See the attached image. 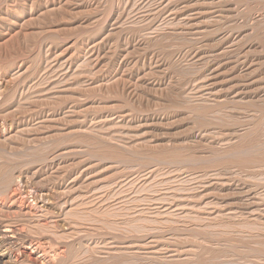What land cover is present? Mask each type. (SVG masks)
I'll use <instances>...</instances> for the list:
<instances>
[{"label":"rangeland","instance_id":"rangeland-1","mask_svg":"<svg viewBox=\"0 0 264 264\" xmlns=\"http://www.w3.org/2000/svg\"><path fill=\"white\" fill-rule=\"evenodd\" d=\"M0 94V227L20 264L83 242L84 264L139 245L161 264H264V0H0ZM221 209L255 215L190 223Z\"/></svg>","mask_w":264,"mask_h":264},{"label":"bare ground","instance_id":"bare-ground-1","mask_svg":"<svg viewBox=\"0 0 264 264\" xmlns=\"http://www.w3.org/2000/svg\"><path fill=\"white\" fill-rule=\"evenodd\" d=\"M143 2H144V1H143ZM167 4H168V3H167ZM169 5H170V3H169ZM168 7H169V6H168ZM168 7H165V9L168 8ZM159 10H160V9H159ZM161 11H162V10H161ZM166 11H167V10H165L164 12H166ZM168 11H170V10H168ZM155 12H157V11H155ZM153 13H154V12H153ZM169 14H170V13H169ZM172 14H173V13H172ZM179 25H180V24H179ZM184 25H186V24H184ZM180 26H181V25H180ZM190 31H191V30H190ZM14 77H15V76H14ZM43 77H44V76H43ZM47 79H48V78H47ZM45 81H46V80H45ZM51 81H52V80H51ZM46 83H47V81H46ZM41 84H42V83H41ZM52 84H53V83H52ZM57 84H59V83H57ZM44 85H45V83H44ZM35 86H37V85H35ZM39 86H40V85H39ZM55 86H56V85H55ZM55 86H54V88L56 89ZM26 88H28V87H26ZM36 88H38V87H36ZM30 89L32 90L33 87H32V88L30 87ZM34 89H35V88H34ZM34 89H33V91H34ZM38 89H39V88H38ZM51 89H53V87H51L50 90H51ZM19 90H20V89H19ZM28 90H29V89H28ZM21 91H22V90H21ZM26 91H27V89L25 90V92H26ZM47 91H48V89H47ZM52 91H53V90H52ZM22 92H23V91H22ZM30 92H32V91H29V93H30ZM48 93H49V92H48ZM0 95H1V94H0ZM9 95H11V94H9ZM201 95H202V94H201ZM201 95H200V96H201ZM208 95H209V94H208ZM212 96H213V95H212ZM19 97H20V96H19ZM203 97H204V96H203ZM203 97H202V98H203ZM55 98H56V97H55ZM212 98H213V97H212ZM7 99H8V98H7ZM7 99H4V100L8 101ZM207 99H209V98L207 97ZM210 99H211V98H210ZM200 100H202L201 97H200ZM203 100L205 101V99H203ZM6 101H5V102H6ZM206 101H210V100H206ZM6 105H7V104H6ZM209 106H210V105H209ZM213 106H214V105H213ZM209 112H210V111H209ZM9 113H10V111H9ZM5 114L7 115V113H5ZM10 114H11V113H10ZM207 114H208V113H207ZM208 116H209V115H208ZM3 118H4V117H3ZM208 120H209V119H208ZM208 120H206V121H208ZM212 121H213V120H212ZM209 122H211V121H209ZM11 128H12V127H11ZM12 129H13V128H12ZM235 133H236V132H235ZM211 134H212V133H211ZM238 134H239V136H240V133H238ZM238 134H237V135H238ZM214 135H215V134H214ZM219 135H220V134H219ZM219 135H218V136H219ZM239 136H236V135H235L236 138L239 137ZM236 138H235V139H236ZM233 139H234V137H232L231 139H229V140H228L229 142H228L227 140H226V141H227L229 144H231L230 141L233 140ZM237 139H239V138H237ZM232 142H234V141H232ZM234 143H235V142H234ZM225 144H226V143H225ZM9 151H11V150H9ZM257 151H258V150H257ZM235 153H236V152H235ZM235 153H234V154H235ZM238 153H239V152H238ZM23 154H24V153H23ZM234 154H233V155H234ZM238 155H239V154H238ZM244 155H245V154H244ZM230 156H231V154H230ZM235 156H236V155H235ZM225 157H228V155L225 156ZM231 157H232V156H231ZM240 157H242L241 154H240ZM243 157L245 158V156H243ZM243 157L241 158V159H242L241 161L245 160V159H243ZM246 157H247V153H246ZM232 158L234 159V157H232ZM232 158H231V159H232ZM231 159H230V160H231ZM235 159H236V158H235ZM235 159H234V160H235ZM220 160H221V159H220ZM234 160H232L233 163H235V162H236V163L238 162V164L242 163V162L239 163V161H240L239 159H238L239 161L236 160L235 162H234ZM197 161H198V160H197ZM221 161H222V160H221ZM215 163H216V162H215ZM217 163H222V162H217ZM224 163H225V164H228V162H224ZM224 163H223L222 165H224ZM243 163H244V161H243ZM189 164H190V163H189ZM48 166H49V165H48ZM261 171H262V170H261ZM37 172H38V171H37ZM20 173H21V172H20ZM33 173H34V172H33ZM263 173H264V172H262V174H263ZM38 174H39V173H38ZM213 174H215V173H213ZM35 175H36V174H35ZM60 175H61V174H60ZM183 175H184V174H183ZM203 176H204V175H203ZM212 176H213V175H212ZM210 177H211V176H210ZM56 178H57V176H56ZM211 178H212V177H211ZM53 179H54V178H53ZM175 179H176V178H175ZM29 180H30V179H29ZM31 180H32V179H31ZM46 180H47V178H46ZM51 180H52V179H51ZM54 180H55V179H54ZM176 180H178V179H176ZM187 180H188V179H187ZM190 180L192 181V179H190ZM193 180H195V179H193ZM201 180H202V179H201ZM210 180H211V179H210ZM183 181H186V179L183 180ZM188 181H189V180H188ZM189 182H190V181H189ZM198 182H199V181H198ZM203 182H205V181H203ZM203 182H202V183H203ZM186 183H187V182H186ZM191 183L194 184L193 182H191ZM191 183H189V184H191ZM195 183H196V182H195ZM195 185H197V184H194V186H195ZM244 185H246V184H244ZM249 186H250V185H249ZM255 186H257V185H255ZM263 186H264V185H263ZM9 187H10V186H9ZM196 187H197V186H196ZM23 188H24V187H23ZM254 188H256V187H254ZM194 189H195V188H194ZM196 189H197V188H196ZM263 189H264V188H262L261 190L263 191ZM13 190H14V189H13ZM174 190H175V189H174ZM178 190H179V189H178ZM180 190H181V189H180ZM192 190H193V189H192ZM192 190H191V191H192ZM252 190H253V191H252ZM252 190H246V192H248V194H247V193L245 194V195H246L245 198H248L247 201H248L251 205L254 206L256 202L254 201V202H255V203H254V202H251V201H252V200H255V199L257 198V197H255V196H257L258 193H257V192H254L255 189H253V187H252ZM256 190H257V188H256ZM256 190H255V191H256ZM171 191H172V190H171ZM171 191H170V192H171ZM183 191H184V190H183ZM188 191H189V190H188ZM257 191L259 192L260 190H257ZM262 191H261V192H262ZM8 192H10V191H8ZM172 192H173V191H172ZM253 192H254V193H253ZM176 193L179 194V192H176ZM259 193H260V192H259ZM12 194H13V193H12ZM30 194H31V193H30ZM178 194H177V195H178ZM186 194H187V193H186ZM261 194H262V193H260V195H261ZM20 195H21V194H19V196H20ZM120 195H121V194H120ZM171 195H172V194H171ZM174 195H175V194H174ZM263 195H264V194H263ZM108 196H109V195H108ZM204 196H205V195H204ZM261 196H262V195H261ZM261 196L259 197V195H258L259 198H263V200H264V197H263V196L261 197ZM21 197H24V196H21ZM201 197H202V196H201ZM254 197H255V198H254ZM17 198H18V197H17ZM33 198H34V197H33ZM121 198H124V197H121ZM135 198H136V197H135ZM174 198L180 200L181 197L178 198V197H175V196H174ZM259 198H258V199H259ZM184 199H186V198H184ZM187 199H188V198H187ZM187 199H186V200H187ZM200 199H201V198H200ZM35 200H36V199H35ZM35 200H34V201H35ZM181 200H182V199H181ZM202 200H203V199H202ZM256 200H257V199H256ZM261 200H262V199H261ZM261 200H260V201H261ZM15 201H16V200H15ZM19 201L21 202L20 199H19ZM39 201H40V200H39ZM102 201H103V200H102ZM111 201H112V200H111ZM135 201H136V200H135ZM135 201H134V202H135ZM190 201H191V198H190ZM190 201H189V202H190ZM194 201H195V200H194ZM16 202H17V201H16ZM25 202H26V201H25ZM37 202H38V201H37ZM106 202H107V201H106ZM189 202H188V203H189ZM197 202H198V201H197ZM199 202H200V201H199ZM248 202H247V203H248ZM261 202L264 204L263 201H261ZM101 203H102V202H101ZM103 203H104V202H103ZM129 203H130V202H129ZM149 203H150V202H149ZM173 203H174V202H173ZM173 203H172V204H173ZM245 203H246V202H245ZM245 203L242 202V204H241V205L243 206V208H244L245 206L248 207V205H249V204L243 205V204H245ZM258 203H259V202H258ZM258 203H257V204H258ZM141 204H142V203H141ZM143 204H144V203H143ZM146 204H147V203H146ZM172 204H171V205H172ZM259 204H260V203H259ZM26 205H27V204H26ZM125 205H126V204H125ZM149 205H150V204H149ZM161 205H162V204H161ZM169 205H170V204H169ZM176 205H177V204H176ZM209 205H210V204H209ZM157 206H158V205H157ZM242 206H241V207H242ZM42 207H43V206H42ZM168 207H169V206H168ZM179 207H180V206H179ZM179 207H177V208H179ZM182 207H183V206H182ZM184 207H185V206H184ZM189 207H190V206H189ZM189 207H187V209H188ZM207 207H208V203H207L206 209H207ZM241 207H239V208H241ZM247 207H246V208H247ZM254 207H255V206H254ZM256 207H257V206H256ZM256 207H255V209H256ZM26 208H27V207H26ZM134 208H135V207H134ZM150 208H151V206H150ZM161 208H162V207H161ZM164 208H165V207H164ZM166 208H167V207H166ZM173 208H174V207H173ZM190 208H191V207H190ZM194 208H195V207H194ZM197 208H199V207L197 206ZM208 208H209V207H208ZM29 209H30V208H29ZM135 209H136V208H135ZM151 209H152V208H151ZM157 209H158V208H157ZM175 209H176V208H175ZM191 209H192V208H191ZM191 209H188V210H191ZM204 209H205V208H204ZM247 209H248V208H247ZM250 209H251V208H250ZM250 209H249V210H250ZM258 209H259V208H258ZM128 210H129V209H128ZM132 210H133V208H132ZM144 210H145V209H144ZM148 210H149V208H148ZM155 210H156V209H155ZM164 210H165V209H164ZM164 210H163V211H164ZM172 210H174V209H172ZM176 210H177V209H176ZM179 210L181 211L182 209H179ZM194 210H195V209H194ZM194 210H193V211H194ZM196 210H197V209H196ZM199 210H200V209H199ZM207 210H208V209H207ZM207 210H206L205 212H207ZM211 210H212V208L209 209V211H211ZM215 210H216V209H215ZM223 210H224V209H223ZM234 210H235V209H234ZM236 210H237V209H236ZM236 210H235V211H236ZM20 211H23V209L21 208ZM30 211H31V209H30ZM30 211H29V212H30ZM142 211H143V210H142ZM153 211H154V210H153ZM174 211H175V210H174ZM180 211H179V212H180ZM186 211H187V210H186ZM221 211H222V209H221ZM230 211H233V210L230 209ZM246 211H248V210H246V209H239V210L236 211V212H233V213L230 212V214H228L226 211H225V212L222 211V213H221V212L218 213V212L214 211V212H215V213H214L215 215H214V214H211L212 212H210V214H205L203 217H201V216L198 215V214L195 215L194 217H192V218L195 219V220L193 219V220H194L193 222H190V221H191L190 219H192V218H188V219H189V222H190V223H194L195 221L199 220L200 222L197 221L198 224H199V223H201V221H202V222H203V221H209V222H210V221H211V222L214 221V222H215V220H223V219H225V220L229 219V221H230V220H233V221H234L236 218H240V220H241V218H242L243 221H244L245 218H249V217H251L252 215H255V214H248ZM259 211H260V210H259ZM263 211H264V210H263ZM263 211H260V212L263 213ZM130 212H132V211H130ZM156 212H157V210H156ZM166 212L168 213V214H166V215H169V214H170L169 212H171V210L166 211ZM166 212H165V213H166ZM176 212H177V211H176ZM176 212H175V213H176ZM187 212H189V211H187ZM197 212H198V210H197ZM197 212H196V213H197ZM199 212H200V211H199ZM30 213H31V212H30ZM135 213H137V212H135ZM148 213H149V212H148ZM148 213H147V214H148ZM185 213H186V212H185ZM185 213H184V214L182 213L180 216H179V214H178V216H177L178 219H182L181 216H182V215L185 216ZM223 213H227V214H223ZM249 213H251V211H249ZM253 213H256V212L254 211ZM261 213H260V215H257V216H261V217L263 216V217H264V215H261ZM36 214H37V213H36ZM138 214H139V213H138ZM138 214H137V216H136V215H135V216L138 217V216H139ZM149 214H151V212H150ZM188 214L190 215L191 213L189 212ZM199 214H201V213H199ZM238 214H240V217H239ZM152 215H153V212H152ZM173 215H174V213H173ZM186 215H187V213H186ZM192 215H193V214H192ZM192 215H191V216H192ZM201 215H202V214H201ZM237 215H238V216H237ZM245 215H246L247 217H244ZM47 216H48V215H47ZM149 216H151V215H149ZM174 216H176V215H174ZM184 216H183V217H184ZM191 216H187V217H191ZM211 216H212V217H211ZM214 216H215V217H214ZM130 217H131V216H130ZM177 217H176V218H177ZM179 217H180V218H179ZM187 217H186V219H187ZM252 217H253V216H252ZM252 217H251V220H252ZM255 217H256V216H255ZM261 217H260V218H261ZM140 218H141V217H140ZM157 218H158V217H157ZM161 218H162V217H161ZM184 218H185V217H184ZM184 218H183V219H184ZM260 218H259V219H260ZM153 219H154V218H153ZM158 219H160V217H159ZM165 219H166V218H165ZM171 219H172V218H171ZM171 219H170V220H171ZM183 219H182V220H183ZM188 219H187V220H183V222L186 221L185 223L187 224ZM249 219H250V218H249ZM254 219H255V218H254ZM254 219H253V220H254ZM136 220H137V219H136ZM140 220H141V219H140ZM140 220H139V221H140ZM154 220H155V219H154ZM154 220H153V221H154ZM166 220H167V219H166ZM166 220H165V222H164V221H162V220L160 219V222H164L163 224H166V222L168 221V220H167V221H166ZM170 220H169V221H170ZM173 220H174V219H173ZM173 220H172V221H173ZM246 220H248V219H246ZM256 220H258V218H256L254 221H256ZM137 221H138V220H137ZM137 221H136V222H137ZM143 221L146 222L144 219H143ZM143 221H141V223H142ZM153 221H152V222H153ZM158 221H159V220H158ZM229 221H227V223H228ZM235 221H236V220H235ZM258 221H259V220H258ZM131 222H132V224H134L133 222H135V220L132 219ZM148 222H149V221H148ZM156 222H157V219H156ZM174 222H175V221H174ZM219 222H220V221H219ZM221 222H222V221H221ZM221 222H220V223H221ZM249 222H250V221H249ZM150 223H151V221H150ZM170 223H171V221H170ZM170 223H169V224H170ZM175 223H176V222H175ZM227 223H226V224H227ZM229 223H230V222H229ZM70 224H71V223H70ZM135 224H136V223H135ZM135 224H134V225H135ZM139 224H140V223H139ZM152 224H153V223H152ZM158 224H160V223L158 222ZM172 224H174V223H172ZM172 224H171V225H172ZM196 224H197V223H196ZM204 224H205V222H204ZM215 224H216V223H215ZM217 224H218V222H217ZM221 224H222V223H221ZM65 225H66V224H65ZM134 225H133L132 227H135ZM153 225H154V224H153ZM202 225H203V224H202ZM202 225H200V226H202ZM210 225H211V223H210ZM36 226H37V225H36ZM40 226H41V228H42L43 225H40ZM163 226H164V225H163ZM173 226H174V225H173ZM211 226H214V225H211ZM219 226H220V225H219ZM219 226H217V227H219ZM45 227H47L49 230H50V229L53 230L52 233H53L54 236H56V237H61V238H64V239L73 238L75 235H77V237H78V232L81 231V230H79V229H77V228H71V227H70V228H69V232H67V230H68L67 228L62 229L63 227L60 226V225L57 224V223H53V224L48 225V226H45ZM45 227H44V228H45ZM74 227H75V226H74ZM77 227H78V226H77ZM79 227L81 228V226H79ZM167 227H168V226H167ZM220 227H222V226H220ZM36 228H37V227H36ZM82 228H83V227H82ZM172 228H173V227H172ZM204 228H206V227L204 226ZM138 229H139L138 232H140V231L143 230L144 228H141V227H140V228H138ZM153 229H155V228H153ZM153 229L151 228L152 231H153ZM173 229H175V227H174ZM222 229H224V227H223ZM228 229H229V228H228ZM158 230H159V229H158ZM229 230H231V229H229ZM37 231H39V230L37 229ZM44 231H45V230H44ZM82 231H83V230H82ZM174 231H175V230H174ZM174 231H173V232H174ZM39 232H40V231H39ZM84 232H85V231H84ZM84 232H83V233H84ZM149 232H150V230H149ZM153 232H154V231H153ZM155 232H156V230H155ZM155 232H154V233H155ZM159 232H160V231H159ZM71 233H72V234H71ZM157 233H158V232H157ZM161 233H162V232H161ZM161 233H160V234H161ZM169 233H171V232H169ZM179 233H180V232H179ZM37 234H38V233H37ZM39 234H40V233H39ZM69 234H70V235H69ZM87 234H88V233H87ZM227 234H228V233H227ZM83 235H84V234H83ZM89 235H90V233H89ZM151 235H152V234H151ZM174 235H175V234H174ZM213 235H214V236H218V235L212 234V235H211L212 238H213ZM219 235H220V234H219ZM29 236H30V235H29ZM146 236H147V235H146ZM163 236H164V235H163ZM171 236H172V235H171ZM178 236H179V235H178ZM32 237H33V236H32ZM88 237H89V236H88ZM157 237H158V236H157ZM209 237H210V236H209ZM83 238H85V237H83ZM151 238H154V236L151 237ZM158 238H160V237H158ZM162 238H163V237H162ZM170 238H171V237H170ZM172 238H173V237H172ZM15 239H16V238H15ZM38 239H39V238H38ZM77 239L79 240V238H77ZM77 239H76V240H77ZM89 239H90V237H89ZM145 239H147V238L145 237ZM154 239H155V238H154ZM160 239H161V238H160ZM176 239H177V238H176ZM11 240H13V239H10V238L6 237L5 234H4V235L1 234V227H0V263H1L2 261H4L5 258L3 259V256L6 255V258H9V259L11 260V263H12V264H20V263H21V261H20V260H21V259H20V255L22 254L23 251L21 250L22 252H20V251L17 249V250H18V251L16 250L17 252L15 251V253H12L11 250H10V251H7V249H5V248L3 247L5 244H8V243L10 244V243H11ZM83 240H84V239H83ZM86 240H88V239H86ZM86 240H85V241H86ZM152 240H153V239H152ZM161 240H162V239H161ZM161 240H160V241H161ZM172 240H173V239H172ZM177 240H178V239H177ZM210 240H211V239H209V241H210ZM13 241H14V240H13ZM81 241H82V240H81ZM90 241H91V240H90ZM164 241H165V240H163V243H164ZM211 241H213V239H212ZM16 242H17V240H16ZM22 242H23V241H22ZM33 242H34V241H33ZM79 242H80V241H79ZM82 242H83V241H82ZM82 242H81V243H82ZM141 242L143 243V241H141ZM170 242H171V241H170ZM173 242L176 243L175 239H174ZM206 242H207V241H206ZM83 243H84V242H83ZM83 243H82L81 246H80L82 249L79 248V249H78L79 251H78V252H75V253H74V252H70V250H69L68 248L64 250V249H63L64 246H62V245L60 244V245L57 247V249H56L57 252H58V253L56 254V255H57V258H58V259L56 258V259L58 260V261L56 262V264H68L69 262H70V263H73V264H74V263H75V264H84L88 259H91V260H92L91 254H93L95 250H92V251H91V250H90L88 247H86V245L83 244ZM93 243H95V242H93ZM139 243H140V242H139ZM142 243H141V244H142ZM157 243H160V242H157ZM157 243H156V246H157ZM165 243H166V242H165ZM175 243H174V244H175ZM100 244H101V242H100ZM148 244H149V243H148ZM148 244H147V245H148ZM152 244H153V243H152ZM201 244H203V243H201ZM44 245H45V244H44ZM44 245L41 243V241H37V240H36V242H34V243L29 242V246H31V248H32L34 251L39 252V253L41 254L43 260L45 261V260H46L45 256H46V254H47V252H46L47 249H45V246H44ZM98 245H99V244H98ZM138 245H139V244H138ZM175 245H176V247H177V244H175ZM175 245H173V247H174ZM198 245H200V244H198ZM90 246H91V244H90ZM95 246H96V245H95ZM144 246H145V244L143 245V247H144ZM156 246H155V247H156ZM78 247H79V246H78ZM78 247H77V248H78ZM135 247H136V246H134V247H133V246H132V247L130 246V247H128V248L125 249V251L128 250V249H129V250L136 249V252H138V253H134V254H133V253H130V254H132V255H130V257H128V259L125 260V262H126L127 264H135V263H137V264H161V262L159 263V261L157 260V259H158V255L156 254L157 249H159L160 247L157 248V249H155L156 251H154V252H152L153 250L151 251V249L146 248L147 246L144 247V248H142L141 245H139V246L136 247V248H135ZM148 247H151V246H148ZM161 247H162V245H161ZM171 247H172V246H171ZM171 247H170V249H172ZM193 247H195V246H193ZM199 247H201V246H199ZM202 247H203V245H202ZM202 247H201V249H202ZM204 247H205V245H204ZM204 247H203V249H206V248H204ZM71 248H72V247H71ZM195 248H196V247H195ZM207 248L209 249V247H207ZM210 248H211V247H210ZM215 248H216V247H215ZM49 249H50V248H49ZM170 249H169V250H170ZM173 249H174V248H173ZM175 249H176V248H175ZM53 250H54V249H53ZM143 250H144V251H143ZM163 250H164V248H163ZM169 250H168V248H167L166 251H169ZM196 250H197V249H196ZM196 250L193 248L192 251H190L191 254H192L194 251L196 252ZM199 250H200V249H199ZM212 250H213V247L210 249V251H212ZM217 250H218V249H217ZM217 250H216V251L213 250V251L217 252ZM54 251H55V250H54ZM72 251H73V250H72ZM161 251H162V250H161ZM170 251H172V250H170ZM187 251L189 252V250H187ZM187 251H185V252H187ZM9 252H10V253H9ZM127 252H128V251H127ZM176 252H178V251H175V254H176ZM188 252H187V253H188ZM190 252H189V255H190ZM197 252H198V250H197ZM205 252H207V250H206ZM208 252H209V251H208ZM208 252H207V253H208ZM215 252H214V254H215L214 259H216V257L220 256V254H218V256H216V253H215ZM24 253H25V252H24ZM73 253H74V254H73ZM160 253H161V252H160ZM160 253H159V254H160ZM163 253H164V252H163ZM165 253H167V252H165ZM183 253H184V252H183ZM199 253H202V252L199 251ZM203 253H204V251H203ZM217 253H218V252H217ZM9 254H10V255H9ZM94 254H95V253H94ZM143 254L150 255V256H152V257H150V259H149L148 257H147L148 259H144L145 257H143V256H144ZM181 254H182V253H181ZM205 254H206V253H205ZM208 254L211 255V253H208ZM208 254H207V257L209 256ZM212 254H213V253H212ZM214 254H213V256H214ZM224 254H226V253H224ZM8 255H9V256H8ZM54 255H55V254H54ZM127 255H128V254H127ZM166 255H167V254H166ZM25 256H26V255H25ZM156 256H157V257H156ZM164 256H165V255H164ZM164 256H163V258H164ZM167 256H168V255H167ZM169 256H170V254H169ZM169 256H168V257H169ZM172 256L174 257V255H172ZM187 256H188V255H187ZM213 256H212V257H213ZM46 257H47V256H46ZM191 257H192V256H191ZM221 257H223V256H221ZM221 257H218V259H220V261H222V260H221ZM26 258H27V262H28V263H30V264H36L35 258H34V256H33L31 253H30V254L28 253L27 256H26ZM50 258H51V257H50ZM54 258H55V257H54ZM151 258H152V259H151ZM159 258H160V256H159ZM163 258H161V259H162L163 261H165V259H163ZM169 258H170V257H169ZM186 258H187V257H186ZM36 259H37V258H36ZM190 259H191V258H190ZM206 259H207V258H206ZM206 259H205V260H206ZM212 259H213V258H211L210 260H212ZM214 259H213V262H214ZM51 260H52V259H51ZM168 260H169V259H168ZM168 260H167V262H169ZM184 260H185V259H184ZM188 260H189V256H188ZM8 261H9V260H8ZM89 261H90V260H89ZM191 261H192V260H191ZM191 261H190V263H193V264L197 263V260H195V261H196L195 263H194V261H192V262H191ZM206 261H207V260H206ZM220 261H219V262L215 261L214 263H211V264H217V263L220 264ZM170 262H171V261H170ZM172 262H174V261H172ZM172 262H171V263H172ZM208 262H209V260H208ZM210 262H212V261H210ZM23 263H24V262H23ZM38 263H39V264H43V262H41V263L38 262ZM86 263H87V262H86ZM98 263H99V261L97 262V261L93 260L90 264H98ZM199 263H200V261H199ZM199 263H197V264H199ZM202 263H203V262H202ZM202 263H201V264H202ZM206 263H207V262H206ZM206 263H205V264H206ZM222 263H223V262H221V264H222ZM2 264H3V263H2ZM169 264H170V263H169ZM178 264H180V263H178ZM207 264H208V263H207ZM224 264H225V263H224ZM226 264H227V263H226Z\"/></svg>","mask_w":264,"mask_h":264}]
</instances>
